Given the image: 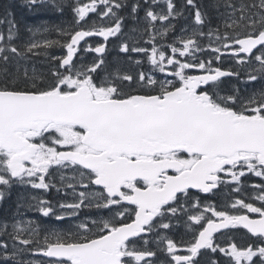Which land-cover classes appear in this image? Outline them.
Listing matches in <instances>:
<instances>
[{"label": "snow or ice", "instance_id": "1", "mask_svg": "<svg viewBox=\"0 0 264 264\" xmlns=\"http://www.w3.org/2000/svg\"><path fill=\"white\" fill-rule=\"evenodd\" d=\"M25 3L30 9L51 5L61 14L67 7L74 26H53L59 38L32 40L21 51L8 21L7 41L0 43V186L47 192L59 173L72 202L59 203L57 212L51 201L32 196L35 203L27 207L78 222L41 229L30 220L15 221L11 232L7 223L0 225V264H221L217 254L227 264H264V184L252 185L259 189L252 198L258 205L238 198L218 208L205 201L221 185L241 191L248 174L264 180V0H185L195 28L167 45L170 54L156 39L174 29L170 21L183 12L174 0H144L145 43L151 47L129 36L132 43L119 48L138 68L150 65L136 73L109 70L105 60L109 38L122 34L124 0ZM161 4L166 8L156 11ZM11 6L3 7L6 16ZM141 7L131 5L134 21ZM90 13L112 22L88 25ZM205 36L210 43L202 48L197 38ZM91 37L104 42L92 46ZM54 47L64 54L37 51ZM205 51L214 55L197 60ZM81 52L96 56L77 63ZM29 54L47 57V70L22 64ZM225 56L235 68L213 67ZM225 77L243 89L221 94ZM254 83L261 87L250 91ZM83 209L96 215L80 219ZM239 229L250 234L244 244L229 235Z\"/></svg>", "mask_w": 264, "mask_h": 264}, {"label": "flooded vegetation", "instance_id": "2", "mask_svg": "<svg viewBox=\"0 0 264 264\" xmlns=\"http://www.w3.org/2000/svg\"><path fill=\"white\" fill-rule=\"evenodd\" d=\"M84 2H87V0H84ZM137 2H139L143 7V8L141 7L142 9L138 10L139 20L137 22L139 23L138 26L140 28V22L142 24H145V21H144V15H145L144 8H145V6H144V0H133L130 3L133 4V3H137ZM127 3H129V2H127ZM175 4L177 7V10L183 12V15L181 16L183 19H184V16H188L187 10L185 7V3L183 5H181L180 0H175ZM125 5H126V3H125ZM160 7L161 8L165 7V5L161 4ZM130 11H131V8L128 9L126 6L122 10L119 11L120 12L119 15L124 18L123 24H127L125 19L127 17V14L131 13ZM89 17L90 18L88 20V25H91L93 21H96V23L99 25V22L101 20L96 14L90 13ZM105 20H109V19H105ZM88 25H85V27H87ZM129 28H130V26H127L126 29H129ZM141 29H142V26H141ZM88 42L92 46H95L97 43H103V41L99 38H90V39H88ZM110 43H111V37L109 38V41L107 42V52L105 53V58L108 56V53H109L108 51L110 49ZM131 55H132L133 59H141L140 57L135 56L134 54H131ZM95 56H96L95 53H83V52H81L74 59H76L77 63H80L81 62L80 57H83V62L90 63ZM119 57H122V59L125 60V61L120 63L122 65V67L120 64H112V63L106 62V65H107L109 70L119 68L122 71H129L132 73H136V72H139L141 70H144V71L149 70V69H147L146 63H144L142 65V67L138 68L134 63L129 62L128 56L125 55L124 53H121L119 55ZM228 58L229 57H226V56L223 57L219 63L213 64V67H221L222 69H226V70L229 68H234L235 65H233L232 63H229L227 60ZM106 59H108V58H106ZM191 72H192V74H198V70H191ZM100 75L103 76L104 73L101 72ZM156 75L163 78V74L156 73ZM65 175L71 176L72 173L66 172ZM54 176H55V178L52 181V183H54L56 185V187L50 188L47 192H45L43 190L32 189V188L27 187V186H21L18 184H13L10 188L0 186V191H3V193H4L3 198L0 199V225L7 223L8 224V232H11L12 231L11 225L15 221L27 222L30 220V221L34 222V226L40 227L41 229L52 228V227H56L57 229H67V228L73 226L75 223H77L78 221H76L74 219H67V220L61 222V221H56L54 217H43L38 211H36L34 209H30L27 207V205L29 203H33V204L35 203V201H33L31 199L32 196H36L38 198H43V199H46L48 201H51L52 205L57 209V212H59V209H58L59 203H61V202H72V200H73L72 190L62 186L59 173L54 174ZM262 181L264 183V180H262ZM231 186L235 187V185H230L229 187H227L226 185H221L219 190L215 193V195L206 196L205 201L209 202V203H215L218 208H223L225 205L230 204L232 201H234L237 198L233 197V198H230L229 200H226V198L221 197V195L223 194L222 191L224 189H228ZM57 188H60L61 191H57ZM79 190H80V188H79V186H77V191H79ZM225 193H226V191H225ZM19 195H21V196H19ZM246 202H248V201H246ZM250 202H253L257 205L259 204V202H255L253 200H251ZM229 211H231V209H229ZM87 215L95 216L96 210L95 209H83L81 212V215H80V219H85ZM105 215H106V213H105ZM250 215H253V214H250ZM253 218H255V217L253 216ZM229 235L232 236L234 238V242H236L238 244L246 243L249 239V236H250V234H247L246 230H244V229L231 230V231H229ZM3 238L8 239L7 236H5ZM42 238H43V232H41V239ZM219 239H220L221 243L227 242L226 238H224V237H220ZM9 245H10V249H11V241L10 240H9ZM153 247H154V245H153ZM162 256H163V253H162ZM162 256H161V258L158 257L159 261H162V258H163ZM217 257L220 259L221 264H227V260L225 257L222 256V254H217ZM26 258L27 259H36V260L44 259V258L39 257V256H37V257L28 256ZM201 259L206 260L207 256H204Z\"/></svg>", "mask_w": 264, "mask_h": 264}, {"label": "trees", "instance_id": "3", "mask_svg": "<svg viewBox=\"0 0 264 264\" xmlns=\"http://www.w3.org/2000/svg\"><path fill=\"white\" fill-rule=\"evenodd\" d=\"M129 3H126V7L129 9L131 8V1H127ZM66 5L71 3V0H65ZM185 3V0H180V4L183 5ZM197 3H200V0H197ZM12 5L8 11L11 13L10 15H5L3 11V7L7 5ZM188 17L192 15V10L186 8ZM223 11V9H221ZM131 13L127 14L126 17V23L129 24L133 19ZM213 16L215 17V13H213ZM0 20H3L4 23L0 24V34H3L4 41H0V43H4L7 41L8 36V30H9V23L8 21H12L14 24V38L12 43L17 46L21 51L24 50V46L31 42L32 40L36 41H43V39H57L58 34L53 29V26H60V27H69L74 26V18L71 13V10L69 8H65V11L63 14L58 13L51 9V5H48L47 7H44L42 5L34 6L33 8H29V6L25 3V0H0ZM218 21L214 18L213 19V26ZM47 27L49 28L48 32H44L43 29ZM31 29L32 31H29ZM39 30V31H37ZM207 27H205L204 31L207 32ZM35 33V35H33ZM207 37V36H205ZM57 48V49H56ZM37 51H47L48 55H62L63 50L59 47H54L47 50H41L38 49ZM120 53H115L114 55L111 54L105 59L107 63L112 64H120L122 57H119ZM29 59L27 61H21V63H27L28 67L31 68L33 65L38 70L46 71L50 60L45 57L44 55H36L32 56L29 54ZM119 57V58H118ZM120 59V60H119ZM230 59V58H228ZM227 59V60H228ZM217 63V62H216ZM213 63V64H216ZM223 63V62H222ZM243 78V74H242ZM220 90L221 94H224L226 91L232 89L233 87H239L243 89V85L240 84L239 81H237L234 77L233 78H225L223 79V82L220 84ZM261 87V83H254L252 85H249V90H255ZM241 184V191L239 192H232V188L234 186H231L228 189H224L222 191L221 197H225L226 200H229L230 198H243L248 197V202H250L252 199V195H249L248 193L253 189V184H264L261 178H254L252 175L248 174L246 177H243ZM229 187V186H227ZM259 190V189H256ZM226 191V193H225ZM245 193V194H244ZM242 194V195H241ZM248 195V196H247ZM242 196V197H241ZM162 253L158 252V257L161 258Z\"/></svg>", "mask_w": 264, "mask_h": 264}, {"label": "rangeland", "instance_id": "4", "mask_svg": "<svg viewBox=\"0 0 264 264\" xmlns=\"http://www.w3.org/2000/svg\"><path fill=\"white\" fill-rule=\"evenodd\" d=\"M127 1H130V0H124L125 3H127ZM131 1H133V0H131ZM73 2H74V0H71V3H73ZM174 3H175V0H174ZM162 8H166V6L162 7ZM101 10H102V8H101ZM155 10L156 11H160L161 7L160 6L156 7ZM111 22L112 21L109 19V20L100 21L99 24H110ZM170 23L175 26V29H170L168 34L166 36H164L163 38H161L160 36H157V39H156L157 47L164 46V48L167 50L168 54H170V49H167V45L173 44V43H178V38H180L182 36L183 37H187V35H190L191 32L193 31V29L195 28L192 15L189 16V17L188 16H184V19L181 16H179L175 20H171ZM138 24L139 23L137 21H134V20H132L129 24H123L122 34H120L118 37H111V43H110V49L108 51L109 52L108 56L111 55V54H115V53H120L121 54V52L119 51L120 45L122 43L126 42V41L129 44L132 43V41L129 39V36L135 37L142 46L149 47V48L151 47V45H148V44L145 43V41H147L149 39V36L144 33V28L143 27H145V24H142L140 22V28H139ZM127 26H130V28L126 29ZM141 26H142V29H141ZM133 28L137 29V31L135 33L132 32ZM156 28H157V30H160V28H161L160 22H157ZM181 29H187V32L186 33H182ZM197 39L199 40L200 45H201L202 48H207V46L210 43V40H209L208 37H203V38H199L198 37ZM134 55L138 56V57H140L142 59V56L137 55V54H134ZM213 55L214 54H212L210 51H205L203 53H197V60L203 59V60L207 61ZM123 61L124 60H121V62H123ZM81 62H83V61H81ZM228 62L232 63L233 65H235L234 61L231 60V59H228ZM145 63L147 65V69H149L150 65H148L147 62H145ZM213 63H216V61L213 60ZM250 175H252V174H250ZM252 176L254 178H259V177H255L254 175H252ZM248 194L252 195V198H253L255 195H258L260 193H259V190H256V188H253ZM239 199H245L246 201H248V197H246V196L243 197V198H239ZM253 201L259 202V201H256V200H253ZM241 211H243V210H241ZM162 257H163L162 258V261H163L164 260V255Z\"/></svg>", "mask_w": 264, "mask_h": 264}, {"label": "bare ground", "instance_id": "5", "mask_svg": "<svg viewBox=\"0 0 264 264\" xmlns=\"http://www.w3.org/2000/svg\"><path fill=\"white\" fill-rule=\"evenodd\" d=\"M131 1V0H130ZM143 8V7H142ZM142 8H140V9H142ZM180 8V7H179ZM131 12V11H130ZM120 13V12H119ZM131 17V16H130ZM144 28V27H143ZM174 29H175V27H174ZM57 49V48H56ZM114 55V54H113ZM30 58V57H29ZM119 58V57H118ZM120 60V59H119ZM122 60H124V59H122ZM125 61V60H124ZM124 64V63H123ZM121 65V64H120ZM121 67H122V65H121ZM19 196H21V195H19ZM5 203V202H4ZM20 203V202H19ZM11 207V206H10ZM9 210V209H8ZM19 211V210H18Z\"/></svg>", "mask_w": 264, "mask_h": 264}, {"label": "water", "instance_id": "6", "mask_svg": "<svg viewBox=\"0 0 264 264\" xmlns=\"http://www.w3.org/2000/svg\"><path fill=\"white\" fill-rule=\"evenodd\" d=\"M223 79V78H222Z\"/></svg>", "mask_w": 264, "mask_h": 264}]
</instances>
